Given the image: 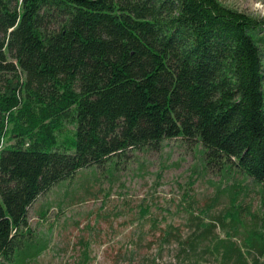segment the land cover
Here are the masks:
<instances>
[{
  "label": "trees",
  "instance_id": "16d2710c",
  "mask_svg": "<svg viewBox=\"0 0 264 264\" xmlns=\"http://www.w3.org/2000/svg\"><path fill=\"white\" fill-rule=\"evenodd\" d=\"M166 138L258 185L264 205L263 18L220 0H0V264L46 248L27 216L38 195ZM243 187L160 240L190 264H264V211L237 204Z\"/></svg>",
  "mask_w": 264,
  "mask_h": 264
},
{
  "label": "rangeland",
  "instance_id": "374dc122",
  "mask_svg": "<svg viewBox=\"0 0 264 264\" xmlns=\"http://www.w3.org/2000/svg\"><path fill=\"white\" fill-rule=\"evenodd\" d=\"M220 2L264 19V0ZM195 151L194 143L166 138L157 149H129L100 167L82 168L38 195L27 216L32 236L45 238L46 248L32 264H190L179 239L160 240L166 225L183 239L190 215L203 216L209 205L211 215L228 208L240 184L237 204L256 216L264 211L258 185L221 174L214 164L204 167ZM203 256L208 259L199 264H216Z\"/></svg>",
  "mask_w": 264,
  "mask_h": 264
}]
</instances>
